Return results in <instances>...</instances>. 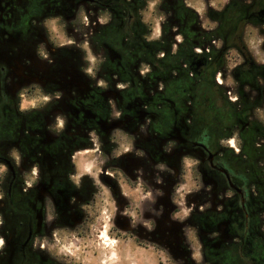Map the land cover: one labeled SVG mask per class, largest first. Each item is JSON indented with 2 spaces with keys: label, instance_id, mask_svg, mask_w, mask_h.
I'll return each instance as SVG.
<instances>
[{
  "label": "flooded vegetation",
  "instance_id": "obj_1",
  "mask_svg": "<svg viewBox=\"0 0 264 264\" xmlns=\"http://www.w3.org/2000/svg\"><path fill=\"white\" fill-rule=\"evenodd\" d=\"M263 10L0 0V264H264Z\"/></svg>",
  "mask_w": 264,
  "mask_h": 264
},
{
  "label": "rangeland",
  "instance_id": "obj_2",
  "mask_svg": "<svg viewBox=\"0 0 264 264\" xmlns=\"http://www.w3.org/2000/svg\"><path fill=\"white\" fill-rule=\"evenodd\" d=\"M226 1L227 0H213L218 8H222ZM245 38L253 55L264 60V51L260 49L262 41L261 36L253 26H245ZM183 208V213H186L188 207ZM161 251H164V249L158 244L156 249H153L152 245H142L140 248H134L131 251L127 249V247L123 250L116 248L112 249L113 256L110 257L111 263L109 264H166V259L163 257ZM192 251L195 250L193 249ZM176 259L178 260L173 261V264H179V262H181L179 258Z\"/></svg>",
  "mask_w": 264,
  "mask_h": 264
},
{
  "label": "trees",
  "instance_id": "obj_3",
  "mask_svg": "<svg viewBox=\"0 0 264 264\" xmlns=\"http://www.w3.org/2000/svg\"><path fill=\"white\" fill-rule=\"evenodd\" d=\"M264 12V10H263ZM262 20H257L254 21L255 23H253L255 26H258L260 28V32L261 34L264 35V16H261Z\"/></svg>",
  "mask_w": 264,
  "mask_h": 264
},
{
  "label": "snow or ice",
  "instance_id": "obj_4",
  "mask_svg": "<svg viewBox=\"0 0 264 264\" xmlns=\"http://www.w3.org/2000/svg\"><path fill=\"white\" fill-rule=\"evenodd\" d=\"M233 99H235V98H233ZM0 242H2V241H0Z\"/></svg>",
  "mask_w": 264,
  "mask_h": 264
},
{
  "label": "clouds",
  "instance_id": "obj_5",
  "mask_svg": "<svg viewBox=\"0 0 264 264\" xmlns=\"http://www.w3.org/2000/svg\"><path fill=\"white\" fill-rule=\"evenodd\" d=\"M0 243H2V242H0Z\"/></svg>",
  "mask_w": 264,
  "mask_h": 264
}]
</instances>
